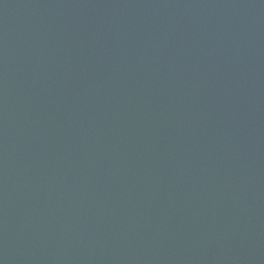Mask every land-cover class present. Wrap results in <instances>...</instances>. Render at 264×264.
I'll return each instance as SVG.
<instances>
[{
    "label": "water",
    "instance_id": "1",
    "mask_svg": "<svg viewBox=\"0 0 264 264\" xmlns=\"http://www.w3.org/2000/svg\"><path fill=\"white\" fill-rule=\"evenodd\" d=\"M0 264H264V0H0Z\"/></svg>",
    "mask_w": 264,
    "mask_h": 264
}]
</instances>
